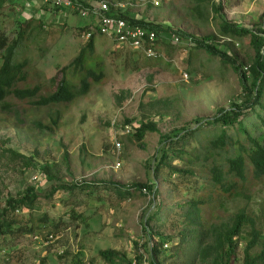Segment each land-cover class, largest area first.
<instances>
[{
	"label": "rangeland",
	"instance_id": "rangeland-1",
	"mask_svg": "<svg viewBox=\"0 0 264 264\" xmlns=\"http://www.w3.org/2000/svg\"><path fill=\"white\" fill-rule=\"evenodd\" d=\"M116 2L115 11L129 18L179 29L200 40L215 34L220 46L226 38L220 34V29L226 22L247 29V38L233 41V48L222 47L231 58L243 63L244 71L256 48L264 56V45L255 46L250 34L252 31L253 35L263 37L260 30L264 29V0H215L214 4L221 5L216 12L212 10L211 0L203 3L199 0ZM29 3L32 4L31 0H5L0 10V29L12 32L16 19L29 17L30 12L24 11ZM193 6L204 12L203 19H194ZM36 7L39 8L33 6ZM41 15L36 14V17L42 18L45 29L52 35L42 36L45 39L42 58L37 56L36 44L31 49L36 54V68L49 79L84 45L78 38L77 28L85 21L72 14L56 15L55 11ZM169 35L163 33L161 42L173 44L160 46L162 56L153 61L142 57L140 51L122 49L125 46L118 48L109 38L96 36L94 57L103 60L106 76L87 96L65 108L61 126L51 136L30 132L13 117L0 114V154L4 148H10L32 156L40 167H51V175L56 178L48 180L36 168L20 172L18 164L16 168L11 164L5 167L3 162L8 158L0 156V207L7 195L16 196L18 191L31 185L36 187L40 207L30 214L32 233L18 238H0V264H69L75 256L84 264L91 261L105 264L99 251L106 249L117 251L132 264L142 255L140 264H150V248L156 239L148 240L144 225L157 208L161 213L167 206L187 198L173 189L170 169L163 167L161 174L155 176L154 173L156 164L168 150V138L183 134L187 126L196 128L200 122L217 116L220 110H228L231 104H240L245 99L236 72L220 69V62L208 59L191 40L176 42L175 37ZM121 90L129 91V96L121 94ZM115 95L121 98L120 102ZM157 98L176 99L179 106H174L177 108L166 115H155L145 104ZM42 117L43 111H39L33 118ZM147 120L156 123L157 131L146 132L139 141L136 129L140 122ZM242 125L253 135L264 132V109L253 108ZM140 143L144 144V149ZM171 164L179 166V160L174 159ZM74 184L89 187H84L83 192L76 188L75 196L65 188L50 195L52 185ZM146 184L152 186L151 191L144 187L141 192L137 190L139 185ZM114 185L122 191L128 190L130 195L119 196ZM155 189L158 197L153 198ZM225 205L230 211L246 206L258 217L264 232V186L253 189L252 200L247 204L237 199ZM72 208L76 217L69 212ZM177 242L178 237L167 244L169 251L156 259L160 264H182L191 259L190 246L178 248L173 245ZM244 246L241 241L235 264H240Z\"/></svg>",
	"mask_w": 264,
	"mask_h": 264
},
{
	"label": "trees",
	"instance_id": "trees-1",
	"mask_svg": "<svg viewBox=\"0 0 264 264\" xmlns=\"http://www.w3.org/2000/svg\"><path fill=\"white\" fill-rule=\"evenodd\" d=\"M99 1L78 0V3L88 8L92 3ZM203 1L205 0H199L201 3ZM214 1L211 0V6L213 12H216L221 9V5L214 4ZM31 2L32 4L24 6V11L30 12L31 15L16 19L12 32L0 29V114L13 117L20 126L30 132L51 136L61 126L65 108L79 98L87 96L94 86L103 82L106 76L102 66L103 60H98V56L94 57L95 37L102 35L93 33L84 41L79 53L68 64L61 66L55 76L47 79L43 72L36 68V54L31 47L36 44L39 50L37 56L42 58L45 50V39L42 36L45 33L47 35L52 33L45 29L46 25L42 18H37L36 14L44 15L45 12L55 11L56 15L72 14L85 21L84 25L77 28L79 39L83 33L90 30V24L96 21L92 16L86 18L80 16L75 10L49 9L46 6L40 9L33 8V1ZM4 4L5 0H0V10ZM108 5L107 15H116L133 25L153 30L158 37L155 45L160 53V46L170 47L173 44L170 41L161 42L163 33L168 32L169 37L172 35L178 37L179 42L182 39L191 40L207 54L208 59H217L220 62V69L222 67L224 71L233 70L239 75L245 96L240 104L233 103L228 110H220L217 116L200 122L196 128L187 126L183 134L176 133L175 138H168V150L164 153L163 159L156 164L154 173L155 176L161 174L163 167L170 169L173 189L187 198L167 206L164 212L158 213L160 209L157 208L149 222L144 225L148 240L156 239L150 248L152 258L150 264H160L156 259L169 251L167 244L172 243L176 237L178 242L173 245L179 248L187 244L192 252L191 259L182 264H235L241 241L245 246L240 264H264V232L258 224V217L247 210L246 206L230 211L225 205L237 199L244 200L247 204L252 200L253 189L264 186V132L253 135L242 125V121L253 108L264 109L262 51L256 48L255 55L248 58L244 71L243 63L231 58L225 48H233V41L241 42L247 38L249 35L247 29L226 22L220 29V34L226 37L220 46L215 34L201 40L196 39L179 29L162 28L142 19L129 18L115 11L118 8L116 0L108 2ZM195 7L193 6L192 12L195 15L194 19H203L204 12ZM260 31L263 37L255 36L250 31L255 46L264 45V29ZM122 49L132 52L128 47ZM113 52L116 53L117 50L114 49ZM140 55L146 58L142 52ZM190 57L194 58L193 55ZM120 93L129 96V91L121 90ZM115 98L117 102L121 101L118 95H115ZM145 105L155 115L162 116L177 108L174 106H177L178 102L176 99L157 98ZM143 106L144 104H141V107ZM39 111H43V117L33 118ZM156 131V123L147 120L140 122L135 136L141 141L146 132ZM192 143L194 145L190 147ZM139 146L144 149L143 143ZM0 156L8 158L3 162L5 167L11 164L16 168L18 164L20 172L36 168L40 169L39 172L48 180L56 179L51 175V167L48 165L40 167L32 156H26L10 148H4ZM174 159L179 160V166L171 164ZM84 187L89 186L52 185L50 195L60 188H65L75 196L76 188L83 192ZM143 187L151 191L152 186L139 185L137 190L141 192ZM114 190L119 196L130 195L128 190L122 191L117 185H114ZM154 197H158L156 189L153 190ZM4 199V205L0 207V238L5 236L18 238L32 233L34 226L30 214L33 210L40 209L36 187L27 186L24 190L18 191L16 196L7 195ZM23 210L26 212H22ZM69 212L73 217L77 216L73 208ZM145 249L148 251L146 247ZM99 256L105 264H132L111 249L99 251ZM141 259L142 255H138L136 264H140ZM69 264L84 263L75 256ZM88 264L96 263L91 261Z\"/></svg>",
	"mask_w": 264,
	"mask_h": 264
},
{
	"label": "built area",
	"instance_id": "built-area-1",
	"mask_svg": "<svg viewBox=\"0 0 264 264\" xmlns=\"http://www.w3.org/2000/svg\"><path fill=\"white\" fill-rule=\"evenodd\" d=\"M34 6L38 5L47 8H61L66 11H77L80 16L93 17L96 21L90 24V30L81 35V40H87L93 33H98L109 38L119 46L131 48L135 52H142L148 59L157 60L161 57V53L156 47L155 41L158 39L153 30L143 29L139 26L129 23L127 20L119 18L116 15H107L109 10L108 2L100 0L92 3L90 7L80 6L78 0H32ZM38 8V7H36ZM42 12V10H41ZM175 41H179L175 36ZM187 77L186 73H183ZM39 177H37L38 179Z\"/></svg>",
	"mask_w": 264,
	"mask_h": 264
}]
</instances>
